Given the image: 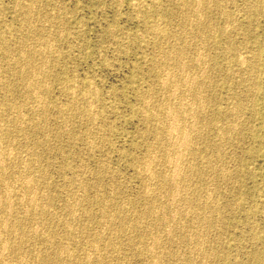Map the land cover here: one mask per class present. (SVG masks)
<instances>
[{
	"label": "rangeland",
	"instance_id": "rangeland-1",
	"mask_svg": "<svg viewBox=\"0 0 264 264\" xmlns=\"http://www.w3.org/2000/svg\"><path fill=\"white\" fill-rule=\"evenodd\" d=\"M189 1L190 2L184 0V3H182V0H32V2L31 0H0V104L3 106L2 108L0 107V139L2 138V142L0 141V144L2 143L0 145V161H3V164L0 162V190H6L0 192V207L3 206L0 208V220L1 218L4 220H1L2 224L0 223V259L2 258L3 261L5 259L4 262L0 261L1 264H13L12 262L14 261L15 264H41L49 257V264H57V262L60 263V261L61 264H69V262L71 264H119L120 261V263L124 262L122 264H153V262L154 264H264V0H254L255 2H253V0ZM197 2L199 5H197ZM188 3L189 5L191 4V6L187 5ZM192 3H194L193 5L195 8H192ZM201 4H203V8ZM29 5H31L30 8ZM188 6L192 9L191 13L190 10L186 13V11H188ZM31 7L35 9L31 10ZM192 12L194 14H192ZM31 13H33V15ZM175 14L176 16L178 15V17H176ZM225 14H228V16H225ZM186 16H193V19L192 17L187 18ZM28 17L30 18L28 19ZM164 17L165 19H163ZM185 17L189 20L188 23L186 22L187 20L184 19ZM23 18L24 20H22ZM159 18L161 20L160 24ZM255 18L257 19L255 20ZM182 19H184L183 23L181 22ZM230 19L233 23L231 21L228 22ZM29 22L32 25L28 24ZM173 22L174 24H172ZM26 23L30 28L27 27ZM156 23L159 24L158 27H156ZM21 24L23 25L21 26ZM201 24L205 26L203 25V27ZM185 25H187L189 29ZM210 25L213 27L210 28ZM23 27L27 28V30ZM181 27L182 30L179 31ZM32 28L35 30L33 31ZM211 29L213 31H209ZM175 30L179 32L182 31L181 33L183 36L181 33H176L179 34L177 36L174 32ZM203 31L206 33L209 32V34L206 36V33ZM33 32L36 33L37 36ZM192 32H194L195 35ZM196 32L198 34L203 32L204 35L199 34L201 38ZM165 35H167V37ZM208 35H211L210 38ZM163 36L165 37L163 38ZM170 36L175 37V39ZM30 37L31 39L29 40ZM34 37L35 39H39V42H47L41 43L42 46L45 44L47 45L41 48L43 51L40 49L41 44L38 40L36 39V43L34 42L35 40L32 39ZM196 37L199 38V40ZM207 37L209 39H207ZM153 38L155 39L153 40ZM181 38L183 39V43L179 41ZM156 39H158V41L160 40L161 43ZM186 41L187 45L185 44V46H187V49L183 46ZM163 43H165L166 46H163ZM173 43L176 44L174 45ZM193 44L194 46L195 44L199 46H195L196 48H194ZM4 45H8V49ZM12 45L14 46L13 48ZM29 45H32L30 49L32 51L28 50ZM176 46L183 47H180L182 48L180 49ZM172 48H174L173 51ZM155 49H157V51ZM184 49L188 50L187 52L189 54L183 52ZM37 50L40 54H43L44 57L40 55ZM45 50L47 54H45ZM4 51L6 52L4 53ZM33 51H35L37 57L34 56L35 53ZM196 51H198V54H196ZM175 52L181 56L178 55V57ZM12 53H14V55ZM32 53H34V55ZM27 54H30V56H27ZM38 54L40 58H38ZM155 55L158 57L156 58ZM164 56L167 59H165ZM168 56L170 59H168ZM6 57L10 60H7ZM25 57H28L27 62L26 60L24 61V59H26ZM188 57L189 62L188 60L186 61ZM194 57H197V59L192 61L191 59H194ZM242 58L245 59V61ZM154 59H158V61H154ZM236 59L237 62L239 61L240 63L235 62ZM206 60L207 62H205ZM7 61L9 64H7ZM34 61L35 63H33ZM179 61L180 63H184V65L178 64ZM227 61L229 64L228 66ZM160 62L164 66H159L161 64ZM193 62L196 65H194ZM156 63L160 64L156 66ZM172 63H174V65ZM39 64H42V70ZM186 64L192 67L189 68ZM202 64L205 66L203 67ZM238 64L241 65L239 68H237L239 66ZM178 65H181V67ZM199 65H202L203 69ZM38 66L40 69H37ZM178 67L182 72L176 71ZM197 67L199 69H197ZM182 68L184 69L182 70ZM20 69L22 72H20ZM30 69H33L31 70L33 73H29ZM25 70L27 72H25ZM231 70L233 72L235 71V73ZM35 71L36 73L37 71L41 72H38L37 75ZM202 72L204 74H202ZM10 73H15V76ZM177 73L178 76L182 78H179L176 75ZM235 74H237L238 77ZM244 75L246 77H244ZM26 76L32 79L29 78L28 80ZM162 76L163 78L167 77L163 79L161 78ZM37 77L40 78L38 79ZM12 78L16 79L12 80ZM41 78H43V80ZM45 78L47 79L46 81L44 80ZM188 78H191V81H189ZM25 79L26 82L24 81ZM37 79L38 81H36ZM161 79L163 81H161ZM237 80L240 81L241 84H239ZM201 81H203L202 83L205 85H203ZM18 82L22 85L24 84L23 82H25V87L23 86V88L22 85L20 86V84H17ZM173 82H175V84ZM179 82L183 86H181ZM10 83L13 84L11 85ZM171 83L172 85H170ZM195 83L198 84L195 85ZM33 84L38 87L36 86V89H34L35 87H33ZM73 84L76 86L74 85V87ZM189 84L191 87L188 86ZM26 85H28V87ZM40 86L43 87L41 88ZM89 86H91V88ZM13 88H15V91L13 90V92H10ZM63 88H65V90ZM165 88H168V90L166 89L165 91ZM37 89H42L44 91L41 90V93H39ZM171 89L175 94H173ZM184 89H186V96L183 94ZM3 90H5L3 92L4 95L2 93ZM74 90L76 91L74 92ZM70 91L73 93L71 92V95H69L70 97H68ZM167 91L170 93L169 96ZM9 92L12 94L9 95ZM38 93L41 95L39 96ZM163 93H167V98ZM45 94L46 97L44 96ZM83 96L85 98H83ZM179 96L181 98L182 96L183 98L186 97V102L185 98L180 99ZM44 98L47 102L44 101ZM207 99L211 101H207ZM25 100L28 101L24 102ZM165 100H167V102ZM168 100H170V102L174 101L175 103H170ZM74 102H76L75 104L77 105H75ZM200 102H202V105ZM78 103L81 106L78 107ZM165 103L167 105L170 104V107ZM173 104H176V108H174L175 106ZM185 104L188 106L185 107ZM207 104L208 106H205ZM244 104H247L246 107ZM7 105L10 106L8 107ZM157 105L161 106L158 107ZM20 106L23 107L20 108ZM179 106L182 108H180L181 112ZM156 107L159 108V113H155L158 111ZM171 107L176 110H173ZM191 107L193 109H191ZM153 108L154 110H152ZM165 108L166 110H164ZM185 108L189 113H192L193 110L196 111H193L192 114H188ZM16 109L18 111H16ZM2 110L4 112H2ZM69 110L72 114L68 113ZM90 110L94 113H90ZM75 111L79 112L78 116H76L78 113ZM164 111L168 113L165 114ZM197 111H199L200 114H197ZM62 112L65 113L66 120ZM163 112L168 118L173 115L170 119H174L168 122L169 119L166 118ZM176 112L178 113L176 114ZM224 112L227 115L224 114ZM153 113H155V115ZM91 115L94 116L90 118ZM160 115L162 117H160ZM175 115L177 118L174 117ZM195 115L201 118L199 117L198 119V116L195 117ZM240 115L242 116L240 117ZM71 116L74 118H71ZM179 117L185 118L186 122L189 120V127H191L188 128V123H186L185 120L183 123L182 118L180 119ZM205 117L207 118L206 121ZM68 118L73 120H69ZM88 118L91 119V122ZM159 118H165V122ZM189 118L192 119L190 120ZM157 119H159V122ZM27 120L29 122H27ZM198 122L201 123L199 124ZM202 122L205 124L207 123L206 127L203 124L206 130L203 129ZM227 123L229 126H227ZM158 124L159 127H155V130L158 129V131L154 132L153 127L155 125L158 126ZM196 124H198L197 127ZM14 125L15 128H13ZM166 125L168 128H166ZM168 125L171 126L172 129ZM26 127H29V130ZM175 127L177 128L175 129ZM166 130L168 131L166 132L167 134L169 131H173L171 135L170 133L167 135L165 133ZM183 133H185L186 137ZM161 136H163L164 139H162L163 137ZM159 137L163 142L165 140L164 145ZM4 138L5 140L3 141ZM172 138L174 139V143ZM153 140H157L158 142ZM170 142L171 147L168 148L167 146H170ZM214 142L217 144H214ZM159 145L160 147L158 148ZM220 145H222V148L219 147V149L222 151H218L217 149ZM152 146L157 149H152L151 152L150 148ZM183 147H185L187 151ZM158 149H160V151ZM2 151L6 152V154ZM174 151L176 153H174ZM150 152L151 154H149ZM162 152L164 153L163 156ZM153 153L155 156L152 155ZM190 153H192V155ZM167 154L170 155L168 156ZM188 155L189 159L187 158ZM193 155L195 158H193ZM143 156L149 157L147 159ZM160 156L162 159L159 158ZM164 157L165 161L163 160ZM149 158H153L152 161L149 160ZM192 158L194 161H191ZM146 159L149 160V162ZM187 160H190L191 163ZM206 160L209 163H207ZM174 164L177 166H174ZM183 164H186L185 166L188 167H185ZM142 165L143 168H141ZM139 166H141L140 168L143 170H137ZM153 167L154 173L152 172ZM210 167H214L216 170ZM179 168H182V170ZM193 168H198V171ZM219 169L223 172H220ZM158 170L160 171L158 172ZM174 172L177 173L174 174ZM187 172L190 174L192 173V176H189ZM9 173L12 174L10 175ZM171 173L173 179L170 176ZM183 175H186V177ZM145 176H147L146 179ZM187 177L188 181L186 180ZM200 178H202V180ZM7 179L14 181L11 182ZM167 179L169 181H166ZM192 179L194 181H192ZM1 180L4 181L1 182ZM171 180H173V182ZM180 180L182 181V183L179 182L181 185L184 183V187H181L183 189H180L177 182ZM200 180L203 185L200 183ZM9 181L11 183H9ZM20 181L25 183L23 184ZM160 183L163 184V186L160 185ZM23 185L25 186L23 187ZM30 185L31 187H29ZM157 185L160 186L156 187ZM196 185L198 187H196ZM11 187L14 190L10 189ZM200 187L202 188L200 189ZM205 187L207 189H205ZM18 189H20L21 192ZM187 189H189L190 192ZM177 190L179 191L177 192ZM205 190L207 191L205 192ZM170 191L172 192L170 193ZM181 191L184 192L179 193ZM157 192L159 194L161 192L164 193V196L162 194H160V196ZM191 192H193L194 195ZM155 193L157 194L155 195ZM186 194L188 196H186ZM105 197L107 198L106 200ZM198 198L204 199L203 204L206 205L209 203V206H202V200L199 201ZM184 200H186V202H181ZM192 200L196 207L194 203H191L193 204L191 206L194 207L189 206L191 208L189 209L187 206L190 205ZM213 200L217 205L212 202ZM113 201L116 203L115 205H113ZM7 202L9 203L8 210L10 211L7 210ZM210 202L211 204L214 203V206H210ZM5 203L7 204L5 205ZM66 204H70V206ZM151 204H154V206ZM157 204L160 205L163 211L157 206V210H155V205ZM114 206L115 208L113 210ZM124 206L127 207L125 208ZM66 207L69 210H67ZM177 207L181 209L179 208V210ZM212 207L213 209H211ZM105 208H107V210L110 208L108 211L110 215H108L109 213ZM17 209L18 211H16ZM117 209L119 210L116 211ZM144 209L147 213L148 211L149 213L151 212V214L148 213L147 216ZM74 210V214L76 213L77 215L75 214L73 215L74 217H72V211ZM111 210L113 212H111ZM124 211L130 213V215L133 214V219L131 218L132 216L128 219L129 214H126ZM142 211L145 214H142ZM7 212H10V214ZM15 212L16 214L19 213V216L18 214L15 215ZM116 212L122 213V216H120V213L117 215ZM203 213L206 214V216ZM41 214L42 216L39 217ZM32 215L35 218L32 217ZM113 215H116V218ZM197 215L203 216L198 218ZM43 216L44 218H42ZM122 217L124 221L120 219ZM202 217H204V221L207 224L203 221ZM205 217H208V222L205 220ZM105 218L107 221H105ZM136 218L137 220L140 218L138 223ZM149 218H152V220H149ZM15 219H17L16 222L13 221ZM115 219L116 221H114ZM143 219L146 220L144 221ZM121 220L122 222H119ZM12 221L17 225L20 224V227L15 225ZM132 221L133 223H131ZM8 222L10 224H8ZM135 224L136 226L139 225L138 228ZM9 225L11 230L8 227ZM132 225L133 227H130ZM124 226L127 227L124 228ZM178 226L182 228L183 232ZM2 228H4V230ZM84 228L86 229L85 231ZM15 229L18 230L16 231ZM187 229L188 231H186ZM113 230H118V232L115 233L114 231V234ZM12 231L13 237L11 236ZM28 234L29 236H27ZM21 235L25 237L24 239L34 237L31 240L25 241L20 237ZM47 235H51L52 237L49 236V238H47ZM17 236L21 241L15 240ZM9 237H11L10 240L12 239L14 242L10 241L8 239ZM47 239L51 241L49 242ZM109 239H111V242ZM200 240L202 242H198ZM15 241H19V244L15 243ZM23 241L26 244L22 247L24 244ZM106 241L107 244L109 242L108 245H106ZM113 243L114 245H112ZM16 244H18V246ZM14 245H16V247ZM109 245L112 247H109ZM150 246L152 248L151 250ZM12 247L15 249L12 250ZM19 248L21 253L19 252L20 250H18ZM155 250L157 253L154 252ZM25 251H27V256L23 258ZM208 251H210V253ZM2 252L3 254H1ZM204 252H206L207 255ZM211 252H214V254L212 255ZM15 253H20V257L18 258V255ZM33 254L35 256H33ZM47 254L48 256H45ZM202 254H204V257ZM152 256L153 259L154 256L157 258L152 261ZM160 256L164 259H160ZM64 257H66L67 262H65ZM201 257L204 258L203 261ZM206 257L207 261L205 260ZM61 259H63L64 263H62ZM159 260L161 261L159 262Z\"/></svg>",
	"mask_w": 264,
	"mask_h": 264
},
{
	"label": "bare ground",
	"instance_id": "bare-ground-1",
	"mask_svg": "<svg viewBox=\"0 0 264 264\" xmlns=\"http://www.w3.org/2000/svg\"><path fill=\"white\" fill-rule=\"evenodd\" d=\"M173 1H174V0H173ZM179 1H180V0H179ZM197 1H198V0H197ZM31 2H32V0H31ZM37 2H38V1H37ZM188 2H190V1L188 0ZM192 2H193V1H192ZM253 2H255V1L253 0ZM253 2H252V3H253ZM24 3L27 4L28 1H27V3H26V2H24ZM34 3H35V2H34ZM182 3H184V0H182ZM186 3H187V1H186ZM205 3H206V2H205ZM205 3H204V4H205ZM257 3H259V2H257ZM261 3H262V2H261ZM30 4H31V3H30ZM180 4H181V3H180ZM193 4H194V3H192V5H193ZM206 4H207V3H206ZM254 4H256V3H254ZM23 5H24V4H23ZM156 5H157V4H156ZM187 5H189V3H188ZM187 5H186V6H187ZM195 5H196V4H195ZM197 5H199L198 2H197ZM201 5H202V8H203V4H201ZM30 6H31V5H29V8H30ZM181 6H182V5H181ZM186 6H185V7H186ZM189 6H191V4H190ZM189 6H188V9L186 8V9L188 10V11H186V13L189 12V10H190V13H191V10H192V9H190L191 7L189 8ZM210 6H211V5H210ZM34 7H35V6H34ZM36 7H37V6H36ZM193 7H194V5L192 6V8H193ZM206 7H207V6H206ZM206 7H205V8H206ZM256 7H257V6H256ZM23 8H25V7H23ZM27 8H28V7H27ZM27 8H26V9H27ZM29 8H28V9H29ZM157 8H158V7H157ZM157 8H156V9H157ZM179 8H180V7H179ZM183 8H184V7H183ZM194 8H195V7H194ZM197 8H198V7H197ZM202 8H201V9H202ZM205 8H204V9H205ZM213 8H214V5H213ZM253 8H254V7H253ZM253 8H252V10H253ZM33 9H35V8H33ZM33 9H32V7H31V10H33ZM206 9H208V8H206ZM209 9H210V7H209ZM211 9H212V7H211ZM214 9H215V8H214ZM219 9H220V7H219ZM248 9H250V8H248ZM254 9H255V8H254ZM24 10H25V9H24ZM181 10L183 11L182 8H181ZM184 10H185V9H184ZM194 10H195V9H194ZM257 10H258V8H257ZM260 10H261V8H260ZM27 11H28V10H27ZM29 11H30V10H29ZM147 11H148V10H147ZM248 11H249V10H248ZM250 11H251V10H250ZM258 11H259V10H258ZM33 12H34V11H33ZM176 12H177V11H176ZM178 12H179V11H178ZM255 12H257V11H255ZM255 12H254V13H255ZM163 13H164V12H163ZM172 13H173V12H172ZM184 13H185V12H184ZM25 14H26V13H25ZM31 14L33 15V13H31ZM192 14H194V13L192 12ZM27 15H29V14H27ZM32 15H31V16H32ZM180 15H181V14H180ZM184 15H185V14H184ZM188 15H191V14H188ZM223 15H224V14H223ZM24 16H25V15H24ZM140 16H141V15H140ZM158 16H159V15H158ZM175 16H176V14H175ZM225 16H228V14H227V15L225 14ZM141 17H142V16H141ZM160 17H161V16H160ZM170 17H171V16H170ZM176 17H178V15H177ZM186 17L189 18L190 16H189V17L186 16ZM186 17H185L184 19H186ZM191 17H192V19H193V16H191ZM191 17H190V18H191ZM223 17H224V16H223ZM255 17H257V16H255ZM258 17H259V16H258ZM29 18H30V17H28V19H29ZM179 18H180V17H179ZM181 18H182V17H181ZM196 18H198V17H196ZM28 19H26V20H28ZM31 19H32V18H31ZM147 19H148V17H147ZM163 19H165V17H164ZM175 19H176V18H175ZM184 19L181 20L182 23H183V20H184ZM198 19H199V18H198ZM198 19H197V20H198ZM228 19H229V18H228ZM256 19H257V18H255V20H256ZM22 20H24V18H23ZM158 20H160V18H159ZM169 20H170V19H169ZM186 20H187L186 22L188 23L189 20H188V19H186ZM226 20H227V18H226ZM232 20H233V19H232ZM31 21H32V20H31ZM31 21H30V22H31ZM203 21H204V20H203ZM229 21H231V19L228 20V22H229ZM27 22H28V21H27ZM30 22H29L28 24H31ZM53 22H54V21H53ZM160 22H161V20L159 21V24H160ZM191 22H192V20H191ZM198 22H199V21H198ZM205 22H206V20H205ZM208 22H209V21H208ZM208 22H207V24H208ZM231 22L233 23V21H231ZM253 22H254V21H253ZM54 23H55V22H54ZM189 23H190V22H189ZM195 23H196V22H195ZM201 23H202V22H201ZM251 23H252V22H251ZM23 24H25V23H23ZM23 24H21V26H22ZM150 24H151V23H150ZM159 24L156 23V25H157L156 27H158ZM172 24H174V22H173ZM193 24H194V22H193ZM196 24H197V23H196ZM207 24H206V25H207ZM209 24H210V23H209ZM26 25H27V23H26ZM31 25H32V24H31ZM187 25H189V24H187ZM187 25H185V26L187 27ZM201 25H202V24H201ZM203 25H204V24H203ZM203 25H202V26H203ZM212 25H213V24H212ZM182 26H183V25H182ZM192 26H193V25H192ZM194 26H195V25H194ZM202 26H201V27H202ZM204 26H205V25H204ZM204 26H203V27H204ZM27 27H29V26L27 25ZM32 27H33V26H32ZM152 27H153V24H152ZM156 27H155V29H156ZM159 27H160V26H159ZM173 27H174V26H173ZM209 27L211 28V27H213V26L210 25ZM7 28H9V27H7ZM23 28H24V27H23ZM29 28H30V27H29ZM179 28H180V27H179ZM187 28H188V27H187ZM192 28H193V27H192ZM205 28H206V27H205ZM205 28H204V29H205ZM24 29L27 30V28H24ZM32 29H33V31L35 30L34 28H32ZM162 29H164V28H162ZM177 29H178V28H177ZM188 29H189V28H188ZM200 29H202V28H200ZM200 29H199V30H200ZM204 29H203V30H204ZM206 29H208V28H206ZM30 30H31V29H30ZM149 30H150V29H149ZM170 30H171V29H170ZM180 30H182V27H181V29H179V31H180ZM185 30H186V29H185ZM197 30H198V29H197ZM1 31H2V30H1ZM36 31H37V30H36ZM159 31H160V30H159ZM168 31H169V29H168ZM179 31H176V30H175L174 32H175V34H176V33H179V34H180L182 31H181V32H179ZM209 31H213V30L211 29V30H209ZM22 32H23V31H22ZM22 32H21V33H22ZM156 32H157V31H156ZM156 32H155V33H156ZM162 32H163V31H162ZM169 32H170V31H169ZM185 32H186V31H185ZM190 32H191V31H190ZM190 32H189V33H190ZM198 32H199V31H198ZM203 32L206 33L205 31H203ZM203 32H202V33L200 32L199 34L202 35ZM214 32H215V31H214ZM33 33H34V32H33ZM186 33H187V32H186ZM192 33H194V32H192ZM196 33H197V32H196ZM220 33H221V32H220ZM22 34H23V33H22ZM24 34H25V33H24ZM34 34H36V33H34ZM166 34H167V33H166ZM168 34H169V33H168ZM179 34H176V35L178 36ZM197 34H198V33H197ZM197 34H196V36H197ZM199 34H198V36H199ZM207 34H209V32L206 33V36H207ZM3 35H4V34H3ZM176 35H175V37H176ZM181 35H182V33H181ZM194 35H195V33H194ZM201 35H200L199 37H201ZM203 35H204V34H203ZM219 35H220V34H219ZM32 36H33V34H32ZM36 36H37V34H36ZM156 36H157V34H156ZM165 36L167 37V35H165ZM165 36H163V38H164ZM182 36H183V35H182ZM198 36H197V37H198ZM208 36H209V35H208ZM210 36H211V35H210ZM210 36H209V38H210ZM40 37H41V36H40ZM170 37H171V36H170ZM172 37H173V36H172ZM172 37H171V38H172ZM175 37H173V38L175 39ZM179 37H181V36H179ZM192 37H193V36H192ZM194 37H195V36H194ZM197 37H196V38H197ZM221 37H222V36H221ZM168 38H169V37H168ZM196 38H195V39H196ZM201 38H202V37H201ZM209 38L207 37V39H209ZM30 39H31V37L29 38V40H30ZM32 39L35 40L34 42H36L37 40H38V42H39V39L36 38V39H37V40H36L35 37L32 38ZM154 39H155V38H153V40H154ZM161 39H162V38H161ZM193 39H194V38H193ZM197 39L199 40V38H197ZM41 40H42V39H41ZM156 40L158 41V39H156ZM156 40H155V41H156ZM167 40H168V39H167ZM172 40H173V39H172ZM172 40H171V41H172ZM182 40H183L182 38H181V40L179 39V41H182ZM211 40H212V39H211ZM211 40H209V41H211ZM21 41H23V40H21ZM24 41H25V40H24ZM26 41H27V40H26ZM161 41H162V40H161ZM165 41H166V40H165ZM165 41H163V42H165ZM169 41H170V39H169ZM175 41H176V40H175ZM28 42H29V41H28ZM28 42H25V43H28ZM30 42H31V41H30ZM43 42H44V41H41V42H39V43H40V44H41V43L43 44ZM153 42H154V41H153ZM158 42H160V40H159ZM172 42H173V41H172ZM176 42H177V41H176ZM205 42H206V40H205ZM2 43H3V42H2ZM4 43H5V41H4ZM12 43H13V42H12ZM36 43H37V42H36ZM44 43H47V42H44ZM160 43H161V42H160ZM182 43H183V41H182ZM182 43H180V44H182ZM193 43H194V42H193ZM226 43H227V41H226ZM7 44H8V42H7ZM15 44H16V43H15ZM19 44H20V43H19ZM21 44H22V42H21ZM42 44H41V46L39 45V46H40V49H41L42 47H44V46H45V47L47 46L46 44H45L44 46H42ZM163 44H164L163 46H166L165 43H163ZM167 44H168V43H167ZM173 44H174V43H173ZM175 44H176V43H175ZM175 44H174V45H175ZM180 44H179V45H180ZM185 44L187 45V41L184 43L183 46H185ZM189 44H190V43H189ZM25 45H26V44H25ZM25 45H24V46H25ZM32 45H33V44H32ZM32 45H29L30 47L28 46V48H29L28 50H29V51H32V50H30ZM158 45H160V44H158ZM161 45H162V44H161ZM171 45H172V44H171ZM177 45H178V43H177ZM190 45H191V44H190ZM228 45H229V43H228ZM4 46H6V45H4ZM7 46H8V45H7ZM7 46H6V47H7ZM22 46H23V45H22ZM183 46H180V47H183ZM193 46H194V44H193ZM193 46H192V47H193ZM195 46H196V44H195ZM195 46H194V48H196V47L199 46V45H197L196 47H195ZM217 46H218V45H217ZM220 46H221V45H220ZM224 46H225V45H224ZM13 47H14V46L12 45V48H13ZM19 47H20V46H19ZM25 47H26V46H25ZM37 47H38V46H37ZM155 47H156V46H155ZM160 47H161V46H160ZM160 47H158V48H160ZM167 47H168V46H167ZM167 47H166V49H167ZM176 47H179V46H176ZM176 47H174V48H176ZM180 47H179V48H180ZM185 47H186V49H187V46H185ZM189 47H191V46H189ZM15 48H16V47H15ZM21 48H22V47H21ZM23 48H24V47H23ZM162 48H163V47H162ZM174 48H172V51H173ZM194 48H191V49H194ZM225 48H226V47H225ZM225 48H224V49H225ZM227 48H228V47H227ZM2 49H3V48H2ZM7 49H8V47H7ZM16 49H17V48H16ZM34 49H35V48H34ZM45 49H46V48H45ZM166 49H165V51H166ZM168 49H170V48H168ZM180 49H182V48H180ZM186 49H184V50H186ZM197 49H198V48H197ZM197 49H196V50H197ZM224 49H223V50H224ZM235 49H236V47H235ZM0 50H1V48H0ZM4 50H5V47H4ZM24 50H26V49H24ZM28 50H27V51H28ZM46 50H47V49H46ZM46 50H45V52H46ZM155 50L157 51V49H155ZM184 50H183V52H187V51L189 50V48H188V50H186V51H184ZM220 50H221V48H220ZM6 51H7V50H6ZM6 51H4V53H5ZM12 51H13V50H12ZM20 51H21V50H20ZM20 51H19V52H20ZM41 51H43V50L41 49ZM168 51H169V50H168ZM168 51H167V52H168ZM172 51H171V52H172ZM174 51H176V50H174ZM179 51H181V50H179ZM198 51H201V50H198ZM198 51H196V54H198ZM225 51H227V50H225ZM235 51H236V50H235ZM8 52H9V51H8ZM33 52L35 53V51H33ZM37 52L40 54V52H39L38 50H37ZM159 52H160V50H159ZM1 53H2V51H1ZM20 53H23V52H20ZM25 53H26V52H25ZM34 53H32V54L34 55ZM41 53H42V52H41ZM48 53H49V51H48ZM156 53H157V52H156ZM162 53H163V52H162ZM175 53H176V52H175ZM175 53H174V54H175ZM180 53H181V52H180ZM187 53H188V52H187ZM191 53H192V52H191ZM234 53H235V52H234ZM12 54L14 55V53H12ZM39 54H38V55H39ZM45 54H47V52H46ZM157 54H158V53H157ZM167 54H168V53H167ZM174 54H173V55H174ZM176 54H177V53H176ZM188 54H189V53H188ZM188 54H187V55H188ZM192 54H193V53H192ZM236 54H237V53H236ZM2 55H3V54H2ZM7 55H8V54H7ZM13 55H12V56H13ZM22 55H23V54H22ZM40 55H43V54H40ZM40 55L38 56V58H40ZM160 55H161V54H160ZM160 55H159V56H160ZM170 55H171V54H170ZM170 55H169V56H170ZM178 55H179V54H177V56H178ZM234 55H235V54H234ZM9 56H11V55H9ZM27 56H30V54H29V55L27 54ZM31 56H32V55H31ZM34 56H36V53H35ZM46 56H48V55H46ZM155 56H156V55H155ZM169 56H168V57H169ZM175 56H176V55H175ZM179 56H181V55H179ZM179 56H178V57H179ZM185 56H186V55H185ZM195 56H197V55H195ZM237 56H238V55H237ZM248 56H250V55H248ZM36 57H37V56H36ZM36 57H35V58H36ZM43 57H44V55H43ZM157 57H158V56H156V58H157ZM160 57H161V56H160ZM160 57H159V58H160ZM162 57H163V56H162ZM166 57H167V56H166ZM182 57H184V56H182ZM191 57H192V56H191ZM191 57H190V58H191ZM205 57H206V56H205ZM242 57H243V56H242ZM244 57H245V56H244ZM253 57H254V55H253ZM2 58H3V57H2ZM4 58H5V57H4ZM10 58H11V57H10ZM15 58H16V56H15ZM25 58H26V57H25ZM27 58H28V57H27ZM27 58L24 59V61L26 60V62H27ZM32 58H33V56H32ZM41 58H42V57H41ZM154 58H155V57H154ZM164 58H165V56H164ZM172 58H173V57H172ZM184 58H185V57H184ZM184 58H183V59H184ZM206 58H207V57H206ZM230 58H231V56H230ZM235 58H236V57H235ZM247 58H248V57H247ZM6 59H7V57H6ZM8 59H9V58H8ZM8 59H7V60H8ZM33 59H34V58H33ZM43 59H45V58H43ZM51 59H52V56H51ZM161 59H162V58H161ZM165 59H167V58H165ZM168 59H170V57H169ZM195 59H197V57H196V58L194 57V59H191V60L193 61V60H195ZM242 59H243V58H242ZM255 59H257V58H255ZM9 60H10V59H9ZM12 60H13V59H12ZM17 60H18V59H17ZM35 60H36V59H35ZM46 60H47V58H46ZM155 60H156V59H154V61H155ZM180 60H181V59H180ZM187 60H188V62H189V57H188V59L186 58V61H187ZM243 60L245 61V59H243ZM243 60H242V62H243ZM247 60H248V59H247ZM5 61H6V60H5ZM30 61H31V60H30ZM43 61H44V60H43ZM154 61H153V62H154ZM156 61H158V59H157ZM170 61H171V60H170ZM170 61H169V62H170ZM173 61H174V59H173ZM201 61H202V60H201ZM12 62H13V61H12ZM19 62H20V61H19ZM26 62H25V63H26ZM38 62H39V59H38ZM161 62H162V60H161ZM161 62H160V63H161ZM165 62H167V61H165ZM175 62H176V61H175ZM181 62H183V61H181ZM188 62H187V63H188ZM194 62H195V61H194ZM194 62H193V64H194ZM197 62H198V60H197ZM205 62H207V60H206ZM235 62H237V59H236ZM238 62H239V61H238ZM238 62H237V63H238ZM16 63H17V62H16ZM22 63H23V62H22ZM29 63H30V62H29ZM33 63H35V61H34ZM36 63H37V62H36ZM43 63H44V62H43ZM43 63H42V64H43ZM160 63H159V64H160ZM190 63H192V62H190ZM195 63H196V62H195ZM203 63H204V61H203ZM233 63H234V62H233ZM239 63H240V62H239ZM7 64H9L8 61H7ZM20 64H21V62H20ZM26 64H27V63H26ZM42 64H41V65H42ZM45 64H46V62H45ZM159 64L156 63L155 65L157 66V65H159ZM164 64H166V63H164ZM172 64L174 65V63H172ZM175 64H176V63H175ZM178 64H181V65L183 64V65H184V63H180V61L178 62ZM199 64H200V63H199ZM241 64H243V63H241ZM32 65H33V64H32ZM36 65H37V64H36ZM39 65H40V64H39ZM41 65H40V68H41ZM155 65H154V67H155ZM161 65H162V63H161L159 66H161ZM166 65H168V64H166ZM169 65H170V63H169ZM173 65H171V66H173ZM181 65H180V66L178 65V66L181 67ZM186 65H187V64H186ZM188 65H189V64H188ZM188 65H187V67H189ZM194 65H196V64H194ZM202 65H203V64H202ZM202 65H201V66L199 65V66L202 68ZM205 65H206V63H205ZM205 65H203V67H204ZM228 65H229V64H228V61H227V66H228ZM238 65H239V64H238ZM238 65H237V66H238ZM243 65H244V64H243ZM243 65H242V66H243ZM248 65H249V64H248ZM10 66H11V64H10ZM17 66H18V65H17ZM24 66H25V64H24ZM29 66H30V65H29ZM29 66H28V67H29ZM33 66H34V65H33ZM43 66H44V65H43ZM43 66H42V67H43ZM162 66H164V65H162ZM190 66H191V64H190ZM240 66H241V65H239L237 68H239ZM7 67H8V66H7ZM19 67H20V66H19ZM19 67H18V68H19ZM31 67H32V66H31ZM173 67H175V66H173ZM176 67H177V66H176ZM179 67H178L177 70H176L177 72H178V71H181V70H179ZM183 67H184V66H183ZM191 67H192V66H191ZM191 67H189V68H191ZM193 67H194V66H193ZM234 67H235V66H234ZM256 67H257V66H256ZM10 68H11V67H10ZM10 68H9V69H10ZM12 68H13V67H12ZM33 68H35V67H33ZM40 68H39V66H38L37 69H40ZM158 68H159V67H158ZM164 68H165V67H164ZM166 68H167V66H166ZM185 68H186V67H185ZM6 69H7V68H6ZM21 69H22V68H21ZM21 69H20V72H22ZM35 69H36V68H35ZM35 69H34V70H35ZM162 69H163V68H162ZM183 69H184V68H182V70H183ZM192 69H194V68H192ZM197 69H199V68L197 67ZM202 69H203V68H202ZM247 69H248V68H247ZM11 70H12V69H11ZM31 70H33V69H30V70H29V71H30L29 73L32 72ZM41 70H42V68H41ZM45 70H46V69H45ZM45 70H44V71H45ZM164 70H165V69H164ZM7 71H8V70H7ZM9 71H10V70H9ZM14 71H15V70H14ZM172 71H173V70H172ZM172 71H171V72H172ZM176 71H175V72H176ZM200 71H201V69H200ZM231 71H232V70H231ZM11 72H12V71H11ZM25 72H27V71L25 70ZM25 72H24V74H25ZM38 72L40 73L41 71H37V73H38ZM163 72H164V71H163ZM169 72H170V71H169ZM181 72H182V71H181ZM181 72H180V73H181ZM232 72H233V71H232ZM18 73H19V72H18ZM32 73H33V72H32ZM35 73H36V71H35ZM35 73H34V75H35ZM37 73H36V74H37ZM42 73H44V72H42ZM206 73H207V72H206ZM233 73H235V71H234ZM10 74H13V75H14L15 73H10ZM10 74H8V75H10ZM164 74H165V73H164ZM173 74H174V71H173ZM202 74H204V73L202 72ZM237 74H238V72H237ZM237 74H235V75L237 76ZM16 75H18V74H16ZM25 75H26V74H25ZM32 75H33V74H32ZM37 75H38V74H37ZM39 75H40V74H39ZM41 75H42V74H41ZM46 75H47V74H46ZM158 75H159V74H158ZM176 75L178 76V73H177ZM206 75H207V74H206ZM235 75H234V76H235ZM239 75H240V74H239ZM14 76H15V75H14ZM164 76H165V75H164ZM171 76H172V75H171ZM174 76H175V75H174ZM177 76H176V77H177ZM194 76H195V75H194ZM199 76H200V74H199ZM5 77H6V76H5ZM9 77H10V76H9ZM9 77H8V78H9ZM16 77H17V76H16ZM28 77H29V76H28ZM50 77H51V75H50ZM166 77H167V76H166ZM166 77H164V78L166 79ZM178 77H179V78H182L181 76H178ZM178 77H177V80H178ZM195 77H196V76H195ZM195 77H194V79H195ZM206 77H208V76H206ZM227 77H228V75H227ZM230 77H231V76H230ZM232 77H233V76H232ZM237 77H238V76H237ZM239 77H240V76H239ZM244 77H246V76L244 75ZM6 78H7V77H6ZM21 78H22V77H21ZM23 78H24V77H23ZM26 78H27V76H26ZM29 78H31V77H29ZM29 78H27V79L29 80ZM37 78H38V77H37ZM39 78H40V77H39ZM39 78H38V79H39ZM161 78H163V76H162ZM164 78H163V79H164ZM183 78H185V77H183ZM9 79H10V78H9ZM15 79H16V78H15ZM15 79L12 78V80H15ZM31 79H32V78H31ZM31 79H30V80H31ZM38 79H37L36 81H38ZM41 79L43 80V78H41ZM188 79H189V81H191V80H190L191 78H188ZM204 79H205V78H204ZM204 79H203V80H204ZM230 79H232V78H230ZM239 79H240V78H239ZM239 79H238V80H239ZM42 80H41V81H42ZM44 80L46 81L47 79L45 78ZM170 80H171V79H170ZM170 80H169V81H170ZM175 80H176V78H175ZM180 80H181V79H180ZM182 80H183V79H182ZM185 80H186V79H185ZM198 80H199V79H198ZM201 80H202V79H201ZM238 80H237V82H239V84H241L240 81H238ZM240 80H241V79H240ZM246 80H247V79H246ZM18 81H19V80H18ZM22 81H23V80H22ZM22 81H21V83H22ZM24 81L26 82V79H25ZM36 81H35V82H36ZM161 81H163V80L161 79ZM165 81H166V80H165ZM186 81H187V80H186ZM199 81H200V80H199ZM204 81H205V80H204ZM207 81H208V79H207ZM207 81H206V82H207ZM25 82H23V83L25 84ZM29 82H30V81H29ZM35 82H34V83H35ZM159 82H160V78H159ZM182 82H183V81H182ZM202 82H203V81H201V83H202ZM237 82H236V83H237ZM8 83H9V82H8ZM42 83H43V82H42ZM173 83L175 84V82H173ZM189 83H190V82H189ZM198 83H200V82H198ZM198 83H195V85L198 84ZM201 83H200V84H201ZM249 83H250V82H249ZM253 83H254V82H253ZM5 84H6V83H5ZM10 84H11V83H10ZM12 84H13V83H12ZM12 84H11V85H12ZM17 84H20V82H18ZM24 84H23V85L20 84V86L22 85V87H23V86L25 87ZM26 84H27V83H26ZM43 84H44V83H43ZM43 84H42V85H43ZM71 84H72V83H71ZM75 84H76V83H75ZM75 84H73V86H74ZM168 84H169V82H168ZM168 84H167V85H168ZM174 84H173V86H174ZM179 84L181 85L180 82H179ZM202 84H203V83H202ZM202 84H201V85H202ZM206 84H207V83H206ZM239 84H238V85H239ZM242 84H243V83H242ZM247 84H248V83H247ZM14 85H15V84H14ZM28 85H29V84H28ZM28 85H26V86L28 87ZM44 85H45V84H44ZM159 85H161V84H159ZM162 85H163V84H162ZM170 85H172V83H171ZM177 85H178V82H177ZM177 85H176V86H177ZM180 85H179V86H180ZM201 85H200V88H201ZM203 85H205V84H203ZM203 85H202V87H204ZM7 86H8V85H7ZM20 86H19V88H20ZM36 86H37V85H36ZM36 86H35V84H33V87H35L34 89H36ZM73 86H72V88H73ZM75 86H76V85H75ZM75 86H74V87H75ZM78 86H79V85H78ZM157 86H158V85H157ZM176 86H175V87H176ZM181 86H183V85H181ZM188 86H190V84H189ZM198 86H199V85H198ZM3 87H4V86H3ZM22 87H21V88H22ZM24 87H23V88H24ZM27 87H26V88H27ZM37 87H38V86H37ZM40 87H41V86H40ZM40 87H39V88H40ZM42 87H43V86H42ZM42 87H41V88H42ZM79 87H80V86H79ZM89 87L91 88V86H89ZM190 87H191V86H190ZM247 87H248V86H247ZM4 88H5V87H4ZM4 88H3V89H4ZM26 88H25V89H26ZM31 88H32V87H31ZM162 88H163V87H162ZM172 88H174V87H172ZM182 88H183V87H182ZM186 88H187V87H186ZM193 88H194V87H193ZM198 88H199V87H198ZM205 88H206V87H205ZM205 88H204V89H205ZM14 89H15V88H13L12 90H10V92H11V91L13 92ZM34 89H33V90H34ZM63 89L65 90V88H63ZM75 89H76V88H75ZM166 89L168 90V88H165V91H166ZM169 89H170V88H169ZM174 89H175V88H174ZM176 89H177V87H176ZM176 89H175V90H176ZM179 89H180V87H179ZM179 89H178V90H179ZM190 89H191V88H190ZM196 89H197V86H196ZM202 89H203V88H202ZM233 89H234V88H233ZM5 90H6V89H5ZM5 90H3L2 93H3ZM23 90H24V89H23ZM23 90H22V91H23ZM37 90H38V89H37ZM41 90H42V89L38 90L39 93H41V92H40ZM45 90H46V89H45ZM180 90H181V89H180ZM180 90H179V92H180ZM185 90H186V89H184V93H183L184 96H186V95H185V93H186ZM230 90H231V89H230ZM250 90H251V89H250ZM254 90H255V89H254ZM14 91H15V90H14ZM42 91H44V90H42ZM46 91H47V90H46ZM72 91H73V89H72ZM72 91H70V94H68V93H67L68 90H67L66 93L68 94V97H70L69 95H71V92H72ZM75 91H76V90H74V92H75ZM91 91H92V90H91ZM93 91H94V90H93ZM171 91H172V89H171ZM199 91H201V90H199ZM203 91H204V90H203ZM10 92H9V93H10ZM20 92H21V91H20ZM23 92H24V91H23ZM80 92H81V91H80ZM86 92H87V91H86ZM167 92H168V96H169L170 93H169V91H167ZM172 92H173V91H172ZM176 92H177V91H176ZM196 92H197V91H196ZM235 92H236V91H235ZM17 93H18V92H17ZM31 93H33V92H31ZM39 93H38V95H39ZM72 93H73V92H72ZM89 93H90V92H89ZM92 93H94V92H92ZM180 93H181V92H180ZM187 93H188V92H187ZM204 93H205V92H204ZM231 93H232V92H231ZM231 93H229V94H231ZM233 93H234V92H233ZM5 94H6V93H5ZM11 94H12V93H10L9 95H11ZM13 94H14V93H13ZM43 94H44V93H43ZM164 94H165V93H163V95H164ZM166 94H167V93H166ZM166 94L164 95L165 97L167 96ZM173 94H175V93L173 92ZM201 94H203V93H201ZM201 94H199V95H201ZM205 94H206V93H205ZM3 95H4V93H3ZM33 95H36V94H33ZM33 95H32V96H33ZM40 95H41V94H40ZM40 95H39V96H40ZM73 95H74V94H73ZM192 95H193V93H192ZM197 95H198V92H197ZM197 95H195V96H197ZM203 95H204V94H203ZM25 96H26V95H25ZM44 96L46 97V94H45ZM144 96H145V95H144ZM201 96H202V95H201ZM209 96H210V95H209ZM6 97H7V96H6ZM90 97H91V95H90ZM90 97H89V98H90ZM188 97H189V96H188ZM190 97H191V95H190ZM26 98H27V97H26ZM29 98H30V96H29ZM83 98H85V97L83 96ZM93 98H94V95H93ZM95 98H96V95H95ZM166 98H167V97H166ZM179 98L182 99L183 96H182V98L179 96ZM184 98H185V102H186V97H184ZM184 98H183V99H184ZM195 98H196V97H195ZM200 98H201V97H200ZM209 98H210V97H209ZM227 98H228V96H227ZM230 98H231V97H230ZM27 99H28V98H27ZM46 99H47V98H46ZM180 99H179V100H180ZM189 99H190V98H189ZM201 99H202V98H201ZM30 100H31V98H30ZM30 100H29V102H30ZM69 100H70V99H69ZM73 100H74V99H73ZM73 100H72V101H73ZM81 100H82V99H81ZM89 100H90V99H89ZM179 100H178V105H179ZM190 100H191V99H190ZM192 100H193V97H192ZM195 100H196V99H195ZM195 100H194V101H195ZM208 100H210V99H207V101H208ZM230 100H231V99H230ZM236 100H237V98H236ZM249 100H250V99H249ZM26 101H28V100H25L24 102H26ZM44 101L47 102V100H45V98H44ZM84 101H86V100H84ZM93 101H94V99H93ZM165 101L167 102V100H165ZM165 101H164V102H165ZM168 101L170 102V100H168ZM210 101H211V100H210ZM45 102H44V103H45ZM94 102H95V101H94ZM173 102H174V101H173ZM173 102H170V103H173ZM180 102H181V100H180ZM183 102H184V100H183ZM183 102H182V103H183ZM188 102H189V101H188ZM191 102H192V101H191ZM6 103H7V102H6ZM6 103H5V104H6ZM71 103H72V102H71ZM75 103H76V102H74V104H75ZM174 103H175V102H174ZM201 103H202V102H200V104H201ZM233 103H234V102H233ZM241 103H242V102H241ZM45 104H46V103H45ZM49 104H50V103H49ZM49 104H48V106H49ZM85 104H86V103H85ZM87 104H89V103H87ZM163 104H164V103H163ZM165 104H166V103H165ZM186 104H187V103H186ZM186 104H185V105H186ZM189 104H190V103H189ZM192 104H193V102H192ZM192 104H191V106H192ZM200 104H199V106H200ZM231 104H232V103H231ZM20 105H21V104H20ZM26 105H27V104H26ZM26 105H24V106H26ZM38 105H39V104H38ZM40 105H41V104H40ZM42 105H43V104H42ZM51 105H52V104H51ZM68 105H69V104H68ZM75 105H77V104H75ZM92 105H93V104H92ZM92 105H91V106H92ZM166 105H167V104H166ZM173 105L175 106L176 104H173ZM178 105H177V108H178ZM181 105H182V104H181ZM185 105H184V106H185ZM197 105H198V104H197ZM201 105H202V104H201ZM209 105H210V104H209ZM236 105H237V104H236ZM244 105H245V107H246L247 104H244ZM7 106H8V105H7ZM9 106H10V105H9ZM9 106H8V107H9ZM65 106H66V105H65ZM69 106H70V105H69ZM72 106H73V105H72ZM72 106H71V107H72ZM79 106H81V105H79V103H78V107H79ZM89 106H90V105H89ZM157 106H158V105H157ZM159 106H161V105H159ZM159 106H158V107H159ZM163 106H164V105H163ZM167 106L170 107V104L167 105ZM171 106H172V104H171ZM187 106H188V105H186L185 107H187ZM189 106H190V105H189ZM203 106H204V104H203ZM205 106H208V104L205 105ZM0 107L2 108L3 106L0 104ZM4 107H5V105H4ZM13 107H14V106H13ZM15 107H16V106H15ZM22 107H23V106H20V108H22ZM38 107H39V106H38ZM46 107H47V106H46ZM51 107H52V106H51ZM74 107H77V106H74ZM172 107H173V106H172ZM172 107H171V108H172ZM192 107H193V106H192ZM192 107H191V109H193ZM233 107H234V106H233ZM241 107H242V106H241ZM245 107H244V109H245ZM43 108H45V107H43ZM72 108H73V107H72ZM156 108H157V107H156ZM156 108H155V109H156ZM174 108H176V106H175ZM180 108H181V106H179V109H180ZM188 108H189V107H188ZM196 108H197V106H196ZM196 108H195V109H196ZM3 109H4V108H3ZM23 109H24V108H23ZM40 109H41V108H40ZM69 109H70V108H69ZM74 109H76V108H74ZM85 109H86V108H85ZM87 109H88V107H87ZM157 109H158V111H156ZM157 109L155 110V111H156L155 113H157V112L159 113V108H157ZM169 109H170V108H169ZM169 109H168V111H169ZM172 109H173V108H172ZM172 109H171V110H172ZM179 109H178V110H179ZM181 109H182V108H181ZM181 109H180V112H181ZM185 109H186V108H185ZM197 109H198V108H197ZM232 109H233V108H232ZM234 109H235V108H234ZM242 109H243V108H242ZM10 110H11V108H10ZM20 110H22V109H20ZM42 110H43V109H42ZM60 110H61V108H60ZM152 110H154V108H153ZM152 110H151V111H152ZM164 110H166V108H165ZM173 110H176V109H173ZM16 111H18V110L16 109ZM44 111H45V110H44ZM44 111H43V112H44ZM77 111H78V110H77ZM87 111H88V110H87ZM87 111H86V112H87ZM90 111H91V110H90ZM193 111H196V110H193ZM193 111H192V113H193ZM237 111H238V110H237ZM2 112H4V111L2 110ZM64 112H65V111H64ZM64 112H62V113H64ZM73 112H74V111H73ZM75 112H76V111H75ZM148 112H149V111H148ZM161 112H162V111H161ZM164 112H165V111H164ZM164 112H163V114H164ZM186 112H187V109H186ZM197 112H198L197 114H200L199 111H197ZM66 113H67V112H66ZM68 113H70V110L68 111ZM76 113H78V114L76 115V116H78V115H79V112H76ZM87 113H88V112H87ZM90 113H94V112L91 111ZM151 113H152V112H151ZM155 113H153V114L155 115ZM167 113H168V112H167ZM167 113L165 112V114H167ZM169 113H170V111H169ZM173 113H174V111H173ZM177 113H178V112H176V114H177ZM187 113H188V114H192L191 112H190V113L187 112ZM194 113H195V112H194ZM241 113H242V112H241ZM8 114H9V113H8ZM40 114H41V112H40ZM45 114H46V113H45ZM70 114H72V113H70ZM165 114H164V115H165ZM179 114H180V113H179ZM185 114H186V113H185ZM185 114H184V115H185ZM224 114H226V113L224 112ZM224 114H223V115H224ZM5 115H6V114H5ZM66 115L69 116L68 114H66ZM85 115H86V113H85ZM95 115H96V114H95ZM156 115H158V114H156ZM171 115H172V114H171ZM171 115H170V116H171ZM184 115H182V116L185 117ZM226 115H227V114H226ZM226 115H225V116H226ZM236 115H237V114H236ZM42 116H44V115H42ZM59 116H61V115H59ZM67 116H66V117H67ZM93 116H94V115H93ZM93 116L91 115L90 118H92ZM151 116H152V115H151ZM165 116H166V115H165ZM170 116H169V117H170ZM187 116H188V115H187ZM191 116H192V115H191ZM191 116H190V117H191ZM197 116H198V115H195V117H197ZM237 116H238V115H237ZM241 116H242V115H240V117H241ZM63 117H64V119H65V113H64V116H63ZM69 117H70V116H69ZM152 117H154V116H152ZM155 117H156V116H155ZM160 117H162V116L160 115ZM171 117H173V115H172ZM171 117H170V118H171ZM174 117H176V115H175ZM199 117H200V116H198L197 118L199 119ZM5 118H6V117H5ZM5 118H4V119H5ZM40 118H42V117H40ZM71 118H74V117L71 116ZM71 118H70V119L68 118V119H69V120H73V119H71ZM90 118H88V119H90ZM166 118H168V116H166ZM170 118H168V119H169L168 122H169L170 120H173V119H174V118H173V119H170ZM176 118H177V117H176ZM179 118H180V117H179ZM181 118H182V117H181ZM181 118H180V119H181ZM200 118H201V117H200ZM61 119H62V117H61ZM84 119H85V117H84ZM88 119H87V121H88ZM145 119H147V118H145ZM159 119H160V118H159ZM159 119H157L158 122H159ZM164 119H165V118L160 119V120L163 121ZM189 119H190V118H189ZM191 119H192V118H191ZM191 119H190V120H191ZM194 119H195V118H194ZM198 119H197V120H198ZM206 119H207V118L205 117V121H206ZM65 120H66V119H65ZM85 120H86V119H85ZM92 120H93V119H92ZM178 120H179V119H178ZM182 120H183V123H184L185 118H184V119L182 118ZM182 120H181V121H182ZM203 120H204V119H203ZM242 120H243V119H242ZM3 121H4V120H3ZM5 121H6V120H5ZM87 121H86V122H87ZM89 121L91 122V119H90ZM147 121H148V120H147ZM187 121L189 122V120H187ZM194 121H195V120H194ZM211 121H212V120H211ZM236 121H237V120H236ZM27 122H29V121L27 120ZM35 122H36V121H35ZM71 122H72V121H71ZM149 122H150V121H149ZM164 122H165V120H164ZM179 122H180V121H179ZM179 122H178V123H179ZM185 122H186V120H185ZM188 122H186V123H188ZM195 122H196V121H195ZM207 122H208V121H207ZM237 122H238V121H237ZM33 123H34V122H33ZM37 123H38V122H37ZM67 123H68V122H67ZM87 123H88V122H87ZM162 123H163V122H162ZM170 123H171V122H170ZM170 123H168V124H170ZM186 123H185V124H186ZM198 123H199V122H198ZM200 123H201V122H200ZM200 123H199V124H200ZM212 123H213V122H212ZM1 124H2V123H1ZM27 124H29V123H27ZM34 124H35V123H34ZM160 124H161V121H160ZM203 124H204L205 127H206V124H207V123L205 124V123L202 122V127H203ZM24 125H25V124H24ZM66 125H67V124H66ZM163 125H164V123H163ZM170 125H171V124H170ZM172 125H173V124H172ZM176 125H177V123H176ZM189 125H190V124L188 123V128L191 127V126L189 127ZM191 125H192V123H191ZM197 125H198V124H196V127H197ZM210 125H211V124H210ZM210 125H208V126H210ZM224 125H225V124H224ZM28 126H29V125H28ZM30 126H31V125H30ZM34 126H35V125H34ZM39 126H40V125H39ZM168 126H169V125H168ZM199 126H201V125H199ZM227 126H229L228 123H227ZM11 127H12V125H11ZM16 127H17V125H16ZM24 127H25V126H24ZM36 127H37V126H36ZM36 127H34V128H36ZM40 127H41V126H40ZM155 127L158 128V127H159V124H158V126L155 125V126L153 127V128H154V132H155V131L157 132L158 129L155 130ZM169 127H171V126H169ZM173 127H174V126H173ZM177 127H178V126H177ZM177 127H175V129H176ZM202 127H201V129H202ZM205 127H203L204 130H206ZM223 127H224V126H223ZM13 128H15V125H14ZM26 128H27V127H26ZM26 128H25V130H26ZM28 128H29V127H28ZM28 128H27V129H28ZM34 128H33V129H34ZM38 128H39V127H38ZM166 128H168L167 125H166ZM230 128H231V126H230ZM230 128H229V129H230ZM164 129H165V128H164ZM171 129H172V127H171ZM173 129H174V128H173ZM182 129H183V128H182ZM182 129H181V130H182ZM197 129H199V128H197ZM201 129H199V130H201ZM223 129H224V128H223ZM28 130H29V129H28ZM31 130H32V129H31ZM160 130H161V129H160ZM177 130H178V129H177ZM184 130H185V129H184ZM187 130H188V129H187ZM190 130H191V129H190ZM1 131H2V130H1ZM32 131H35V130H32ZM39 131H40V129H39ZM42 131H43V130H42ZM42 131H41V132H42ZM150 131H151V130H150ZM172 131H173V130H172ZM172 131H171V132H172ZM4 132H5V131H4ZM166 132H168V131L166 130L165 133H166ZM171 132L169 131L170 135H171ZM177 132H178V131H177ZM182 132H183V130H182ZM182 132H181V133H182ZM184 132H185V131H184ZM191 132H192V131H191ZM0 133H1V132H0ZM2 133H3V132H2ZM147 133H149V132H147ZM165 133H164V135H165ZM169 133H168V134H169ZM181 133H180V134H181ZM189 133H190V132H189ZM220 133H221V132H220ZM4 134H5V133H4ZM6 134H7V133H6ZM151 134H152V133H151ZM166 134H167V133H166ZM168 134H167V135H168ZM174 134H175V133H174ZM176 134H177V133H176ZM183 134H184V136H185V133H183ZM221 134H222V133H221ZM223 134H224V132H223ZM157 135H158V134H157ZM178 135H179V134H178ZM181 135H182V134H181ZM186 135H189V134H186ZM6 136H7V135H6ZM6 136H5V137H6ZM158 136H160V135H158ZM223 136H224V135H223ZM3 137H4V136H3ZM7 137H8V136H7ZM153 137H154V136H153ZM155 137H156V134H155ZM161 137H163V136H161ZM165 137H166V136H165ZM168 137H169V136H168ZM176 137H177V135H176ZM182 137H183V136H182ZM185 137H186V136H185ZM226 137H227V135H226ZM226 137H225V138H226ZM156 138H157V137H156ZM159 138H160V137H159ZM173 138H174V136H173ZM173 138H172V139H173ZM220 138H221V137H220ZM6 139H8V138H6ZM154 139H155V138H154ZM162 139H164V137H163ZM177 139H178V138H177ZM180 139H181V138H180ZM180 139H179V140H180ZM182 139H183V138H182ZM1 140H2V138L0 139V141H1ZM4 140H5V138L3 139V141H4ZM157 140H158V139H157ZM157 140H153V141H157ZM160 140H161V138H160ZM186 140H187V139H186ZM222 140H223V139H222ZM225 140H226V139H225ZM161 141L163 142V140H161ZM169 141H170V140H169ZM1 142H2V141H1ZM6 142H7V141H6ZM8 142H9V141H8ZM8 142H7V143H8ZM157 142H158V141H157ZM162 142H161V143H162ZM164 142H165V140H164ZM164 142H163V145H164ZM190 142H191V141H190ZM9 143H10V142H9ZM148 143H149V142H148ZM152 143H153V142H152ZM155 143H156V142H155ZM166 143H168V142H166ZM166 143H165V144H166ZM173 143H174V139H173ZM175 143H176V142H175ZM1 144H2V143H1ZM1 144H0V145H1ZM157 144H158V143H157ZM157 144H156V146H157ZM214 144H217V143L214 142ZM219 144H221V143H219ZM3 145H4V144H3ZM3 145H2V146H3ZM161 145H162V144H161ZM163 145H162V146H163ZM166 145H168V144H166ZM169 145H170V146H167L168 148L171 147V142H170ZM191 145H192V144H191ZM149 146H150V145H149ZM174 146H175V145H174ZM179 146H180V145H179ZM221 146H222V145L218 146V148H217L218 151L221 150V149H219V147H221ZM0 147H1V146H0ZM5 147H6V145H5ZM159 147H160V145L158 146V148H159ZM163 147H164V146H163ZM163 147H162V148H163ZM172 147H173V146H172ZM176 147H177V146H176ZM192 147H193V146H192ZM162 148H161V149H162ZM164 148H165V147H164ZM164 148H163V149H164ZM183 148L185 149V147H183ZM213 148H214V147H213ZM213 148H212V149H213ZM221 148H222V147H221ZM150 149H151V152H152V149H157V148H155V147L153 148V146H152ZM163 149H162V151H163ZM171 149H172V148H171ZM174 149H175V148H174ZM179 149H180V148H179ZM184 149H183V150H184ZM2 150H3V149H2ZM158 150L160 151V149H158ZM175 150H176V149H175ZM185 150H186V149H185ZM191 150H192V149H191ZM215 150H216V149H215ZM0 151H1V150H0ZM148 151H150V150H148ZM159 151H158V152H159ZM167 151H168V150H167ZM181 151H182V150H181ZM181 151H180V152H181ZM186 151H187V150H186ZM221 151H222V150H221ZM2 152H4V151H2ZM151 152H150L149 154H151ZM169 152H170V151H169ZM169 152H167V153H169ZM190 152H192V151H190ZM4 153L6 154V152H4ZM164 153H165V151H164ZM164 153L162 152V156L164 155ZM174 153H176V152L174 151ZM1 154H2V153H1ZM146 154H147V153H146ZM165 154H166V153H165ZM188 154H189V153H188ZM190 154L192 155V153H190ZM152 155H154V153H153ZM159 155H160V154H159ZM167 155H168V154H167ZM167 155H166V156H167ZM169 155H170V154H169ZM169 155H168V156H169ZM173 155H174V154H173ZM196 155H197V154H196ZM215 155H216V153H215ZM149 156H150V155H149ZM149 156H147V157H144V156H143V157L148 159ZM154 156H155V155H154ZM181 156H182V155H181ZM193 156H194V155H193ZM219 156H220V154H219ZM7 157H8V156H7ZM143 157H142V158H143ZM174 157H175V156H174ZM4 158H5V156H4ZM8 158H9V157H8ZM159 158H161V156H160ZM167 158H168V157H167ZM167 158H166V160H167ZM169 158H171V157H169ZM177 158H178V157H177ZM184 158H185V157H184ZM187 158L189 159V155H188ZM193 158H195V156H194ZM193 158H192L191 161H194ZM209 158H210V157H209ZM209 158H208V159H209ZM147 159H146V160H147ZM152 159H153V158H152ZM152 159L149 158V160H151V161H152ZM161 159H162V158H161ZM173 159H174V158H173ZM181 159H182V158H181ZM185 159H186V158H185ZM190 159H191V158H190ZM196 159H197V158H196ZM212 159H213V158H212ZM146 160H145V161H146ZM149 160H147V161L149 162ZM163 160L165 161V157L163 158ZM168 160H169V159H168ZM209 160H210V159H209ZM5 161H6V159H5ZM9 161H10V160H9ZM145 161H144V162H145ZM164 161H162V162H164ZM176 161H178V160H176ZM187 161L189 162L190 160H187ZM191 161H190V163H191ZM206 161H207V160H206ZM210 161H211V160H210ZM219 161H220V160H219ZM0 162H2V164H3V161H0ZM142 162H143V161H142ZM148 162H147V163H148ZM170 162H171V161H170ZM183 162H184V161H183ZM214 162H215V161H214ZM174 163H175V162H174ZM180 163H182V162H180ZM184 163H185V162H184ZM192 163H193V162H192ZM207 163H209V162L207 161ZM212 163H213V162H212ZM212 163H211V164H212ZM216 163H217V161H216ZM136 164H137V163H136ZM143 164H144V163H143ZM166 164H169V163H166ZM166 164H165V165H166ZM176 164H177V162H176ZM187 164H189V163H187ZM4 165H5V164H4ZM139 165H140V162H139ZM181 165H182V164H181ZM183 165H184V164H183ZM185 165H186V164H185ZM185 165H184V166H185ZM205 165H206V163H205ZM212 165H213V164H212ZM1 166H2V165H1ZM149 166H150V165H149ZM149 166H148V167H149ZM166 166H167V165H166ZM172 166H173V165H172ZM174 166H177V165L174 164ZM174 166H173V167H174ZM184 166H183V167H184ZM193 166H194V164H193ZM214 166H215V165H214ZM140 167H141V166H139V168H137V170H140L141 168H143V165H142L141 168H140ZM185 167H188V166H185ZM207 167H208V166H207ZM26 168H27V167H26ZM191 168H192V166H191ZM191 168H190V169H191ZM208 168H209V167H208ZM208 168H207V169H208ZM210 168H212V167H210ZM213 168H214V167H213ZM213 168H212V169H213ZM216 168H217V167H216ZM145 169H146V168H145ZM151 169H152V168H151ZM151 169H150V170H151ZM171 169H173V168H171ZM179 169L182 170V168H179ZM179 169H178V170H179ZM193 169L195 170L196 168H193ZM205 169H206V168H205ZM205 169H204V170H205ZM214 169H215V168H214ZM27 170H28V169H27ZM141 170H143V169H141ZM175 170H177V169H175ZM175 170H174V171H175ZM181 170H180V171H181ZM196 170L198 171V168H197ZM215 170H216V169H215ZM219 170H220V172L222 171L221 169H219ZM223 170H224V169H223ZM28 171H29V170H28ZM145 171H146V170H145ZM147 171H148V170H147ZM159 171H160V170H158V172H159ZM169 171H170V170H169ZM185 171H186V168H185ZM189 171H190V170H189ZM191 171H192V170H191ZM208 171H209V169H208ZM141 172H143V171H141ZM152 172H153V173L155 172V171H154V167H153ZM206 172H207V171H206ZM222 172H223V171H222ZM224 172H225V171H224ZM26 173H27V171H26ZM28 173H29V172H28ZM139 173H140V171H139ZM144 173H145V172H144ZM156 173H157V172H156ZM169 173H170V172H169ZM175 173H177V172H174V174H175ZM187 173H189V172H187ZM193 173H195V172H193ZM196 173H197V172H196ZM9 174H10V173H9ZM9 174H8V175H9ZM11 174H12V173H11ZM11 174H10V175H11ZM142 174H143V173H142ZM159 174H160V173H159ZM163 174H164V172H163ZM165 174H166V173H165ZM167 174H168V173H167ZM203 174H204V173H203ZM223 174H224V173H223ZM0 175H1V174H0ZM5 175H7V174H5ZM5 175H4V176H5ZM10 175H9V176H10ZM171 175H172V173L170 174V176H171ZM180 175H181V174H180ZM190 175L192 176V173H191V174L189 173V176H190ZM201 175H202V174H201ZM147 176H148V175H147ZM147 176H145V179H146ZM157 176H158V175H157ZM160 176H161V175H160ZM160 176H159V177H160ZM170 176H169V178H170ZM174 176H176V175H174ZM183 176H184V175H183ZM187 176H188V175H187ZM12 177H13V175H12ZM12 177H10V178H12ZM148 177H149V176H148ZM151 177H152V176H151ZM164 177H165V176H164ZM184 177H186V175H185ZM13 178H14V177H13ZM13 178H12V179H13ZM21 178H22V177H21ZM171 178H172V176H171ZM174 178H175V177H174ZM177 178H178V176H177ZM205 178H206V176H205ZM25 179H26V178H25ZM27 179H29V178H27ZM147 179H148V178H147ZM172 179H173V178H172ZM179 179H180V178H179ZM183 179H185V178H183ZM190 179H191V178H190ZM200 179L202 180V178H200ZM7 180H10V179H7ZM23 180H24V177H23ZM181 180H182V179H181ZM181 180H180V181H177V182H178V184H179L180 189H183V188H181V187L183 186L184 183L181 185V184H180V183H182ZM186 180L188 181V177L186 178ZM186 180H185V181H186ZM195 180H196V179H195ZM201 180H200V183H201ZM203 180H205V179H203ZM3 181H4V180H3ZM3 181L1 180V182H3ZM10 181H11V180H10ZM10 181H9V183H11V182L14 181V180H12L11 182H10ZM30 181H31V180H30ZM166 181H169V180L167 179ZM171 181L173 182V180H171ZM192 181H194V180L192 179ZM196 181H197V180H196ZM20 182L23 183V181H20ZM179 182H180V183H179ZM190 182H191V181H190ZM205 182H206V181H205ZM9 183H8V184H9ZM24 183H25V182H24ZM24 183H23V184H24ZM165 183H166V182H165ZM165 183H164V184H165ZM168 183H169V182H168ZM168 183H167V184H168ZM193 183H194V182H193ZM195 184H196V182H195ZM201 184H202V183H201ZM206 184H207V182H206ZM206 184H204V185H206ZM25 185H26V184H25ZM25 185H23V187H24ZM146 185H148V184H146ZM146 185H145V187H146ZM160 185L163 186V184H161V183H160ZM160 185H157L156 187H158V186H160ZM176 185H177V183H176ZM176 185H175V187H176ZM180 185H181V186H180ZM197 185H198V184H197ZM197 185H196V187H198ZM202 185H203V184H202ZM21 186H22V185H21ZM167 186H169V185H167ZM188 186H189V182H188ZM199 186H200V185H199ZM29 187H31V185H30ZM169 187H170V186H169ZM183 187H184V186H183ZM206 187H207V186H206ZM206 187H205V189H207ZM21 188H22V187H21ZM186 188H187V187H186ZM186 188H185V189H186ZM188 188H189V187H188ZM201 188H202V187H200V189H201ZM10 189H13V188L11 187ZM154 189H155V188H154ZM190 189H191V188H190ZM194 189H195V187H194ZM198 189H199V188H198ZM3 190H4V189H3ZM3 190H0V192L3 191ZM13 190H14V189H13ZM13 190H11V191H13ZM18 190H20V189H18ZM156 190H157V189H156ZM169 190H171V189H169ZM169 190H168V191H169ZM173 190H174V189H173ZM187 190H189V189H187ZM208 190H209V189H208ZM4 191H6V190H4ZM24 191H25V190H24ZM158 191H159V190H158ZM161 191H162V190H161ZM164 191H165V188H164ZM166 191H167V190H166ZM178 191H179V190H177V192H178ZM195 191H196V190H195ZM201 191H202V190H201ZM206 191H207V190H205V192H206ZM9 192H10V191H9ZM20 192H21V190H20ZM162 192H163V191H162ZM162 192H161L160 194L163 195L164 193H162ZM171 192H172V191H170V193H171ZM177 192H176V195H177ZM183 192H184V191H183ZM183 192L181 191V192H179V193H183ZM189 192H190V190H189ZM197 192H198V191H197ZM197 192H195V193H197ZM203 192H204V191H203ZM208 192H209V191H208ZM208 192H207V193H208ZM10 193H11V192H10ZM157 193H158V192H157ZM157 193H155V195H156ZM191 193L194 195L193 192H191ZM201 193H202V192H201ZM201 193H200V194H201ZM17 194H18V193H17ZM158 194H159V193H158ZM160 194H159V195H160ZM168 194H169V193H168ZM172 194H173V193H172ZM187 194H188V192H187ZM187 194H186V196L189 195V194H188V195H187ZM0 195H1V193H0ZM2 195H3V194H2ZM165 195H167V194H165ZM170 195H171V194H170ZM170 195H169V196H170ZM174 195H175V194H174ZM202 195H203V193H202ZM157 196H158V195H157ZM157 196H156V197H157ZM160 196H161V195H160ZM163 196H164V195H163ZM180 196H181V194H180ZM191 196H192V195H191ZM191 196H190V197H191ZM199 196H201V195H199ZM204 196H205V195H204ZM206 196H207V195H206ZM152 197H153V196H152ZM165 197H166V196H165ZM165 197H164V198H165ZM171 197H172V195H171ZM171 197H170V198H171ZM190 197H189V199H190ZM208 197H209V196H208ZM208 197H207V198H208ZM5 198H6V197H5ZM154 198H155V197H154ZM161 198H163V197H161ZM170 198H169V199H170ZM185 198H186V197H185ZM185 198H184V199H185ZM187 198H188V197H187ZM191 198H194V197H191ZM195 198H196V197H195ZM202 198H204V197H202ZM7 199H8V198H7ZM7 199H6V200H7ZM106 199H107V198L105 197V200H106ZM110 199H111V198H110ZM171 199H172V198H171ZM189 199H188V201H189ZM198 199H199V201L202 200V199H200V198H198ZM102 200H104V199H102ZM105 200H104V201H105ZM179 200H181V199H179ZM179 200H178V202H179ZM193 200H195V199H193ZM193 200H192V202H190V205H188L187 208H188L189 206L193 205V204H191V203H194ZM206 200H207V199H206ZM206 200H205V201H206ZM210 200H212V199H210ZM27 201H28V200H27ZM165 201H166V200H165ZM190 201H191V200H190ZM203 201H204V199L201 201L202 204H203ZM215 201H216V200H215ZM5 202H6V201H5ZM102 202H103V201H102ZM106 202H107V201H106ZM155 202H156V201H155ZM181 202H186V200L181 201ZM208 202H209V201H208ZM212 202H214V200H213ZM7 203H8V202H7ZM7 203H5V205H6ZM27 203H28V202H27ZM112 203H113V205L116 204V203H114V201H113ZM153 203H154V202H153ZM156 203H157V202H156ZM156 203H155V204H156ZM161 203H162V202H161ZM187 203H188V202H187ZM214 203H215V202H214ZM214 203H212V204H213V205H212L211 202H210V204H211L210 206H214ZM3 204H4V203H3ZM11 204H12V203H11ZM28 204H29V203H28ZM105 204H106V203H105ZM108 204H109V202H108ZM162 204H163V203H162ZM166 204H167V202H166ZM182 204H183V203H182ZM196 204H197V203H196ZM208 204H209V203H208ZM208 204H206V205H208ZM215 204H216V203H215ZM5 205H4V206H5ZM19 205H20V204H19ZM66 205L70 206V204H66ZM119 205H120V204H119ZM119 205H117V206H119ZM151 205L154 206V204H151ZM183 205H184V204H183ZM194 205H195V203H194ZM197 205H198V204H197ZM204 205H205V204H203L202 206H204ZM206 205H205V206H206ZM216 205H217V204H216ZM216 205H215V206H216ZM68 206H67V207H68ZM73 206H74V205H73ZM75 206H76V205H75ZM102 206H103V205H102ZM111 206H112V205H111ZM111 206H110V207H111ZM145 206H146V205H145ZM156 206H157L160 210H162V208H160V205L157 204V205H155V207H156ZM164 206H165V205H164ZM166 206H167V205H166ZM198 206H199V205H198ZM200 206H201V205H200ZM202 206H201V207H202ZM208 206H209V205H208ZM237 206H238V205H237ZM1 207H3V206H1ZM1 207H0V208H1ZM13 207H14V206H13ZM67 207H66V209L69 210V209H68L69 207H68V208H67ZM104 207H105V206H104ZM108 207H109V205H108ZM108 207H107V208H108ZM121 207H122V206H121ZM124 207H125V206H124ZM126 207H127V206H126ZM126 207H125V208H126ZM147 207H148V206H147ZM147 207H145V208H147ZM157 207H156V209H155V208H154V209L157 210ZM183 207H184V206H183ZM191 207H194V206H191ZM195 207H196V205H195ZM6 208H7V207H6ZM76 208H77V207H76ZM102 208H103V207H102ZM107 208H105V209L107 210ZM114 208H115V206L113 207V210H114ZM119 208H120V207H119ZM149 208H150V206H149ZM149 208H148V209H149ZM177 208H178V207H177ZM179 208H180V207H179ZM179 208H178V209H179ZM209 208H210V207H209ZM2 209H3V208H2ZM8 209H9V203H8V208H7V210H8ZM66 209H65V210H66ZM72 209H73V208H72ZM72 209H71V210H72ZM109 209H110V208H109ZM109 209L107 210V212L109 211ZM180 209H181V208H180ZM180 209H179V210H180ZM189 209H191V208L189 207ZM189 209H188V210H189ZM204 209H205V208H204ZM204 209H203V210H204ZM211 209H213V207H212ZM215 209H216V207H215ZM71 210H70V211H71ZM118 210H119V209H117L116 211H118ZM121 210H122V209H121ZM144 210H145V209H144ZM149 210H151V209H149ZM152 210H153V208H152ZM155 210H154V211H155ZM175 210H176V209H175ZM197 210H198V209H197ZM197 210H196V211H197ZM206 210H207V208H206ZM8 211H10V210H8ZM16 211H18V209H17ZM31 211H32V210H31ZM31 211H30V213H31ZM125 211H126V209H125ZM125 211H124V212H125ZM129 211H130V210H129ZM145 211H146V210H145ZM162 211H163V210H162ZM194 211H195V209H194ZM204 211H205V210H204ZM1 212H2V211H1ZM26 212H27V210H26ZM33 212H34V210H33ZM33 212H32V214H33ZM35 212H36V211H35ZM66 212H67V211H66ZM74 212H75V210L72 211V213H73V214H72V217H74L73 215L76 214V213L74 214ZM77 212H78V210H77ZM111 212H113V211L111 210ZM130 212H132V211H130ZM188 212H189V211H188ZM208 212H209V211H208ZM211 212H212V211H211ZM5 213H6V212H5ZM5 213H4V214H5ZM7 213L10 214V212H7ZM37 213H38V212H37ZM39 213H41V212H39ZM69 213H70V212H69ZM108 213H109L108 215H110V212H108ZM116 213H117V212H116ZM116 213H115V214H116ZM118 213H120V212H118ZM118 213H117V215H118ZM122 213H123V211H122ZM122 213H120V216H122ZM125 213H126V214H129L128 219H130L129 217L132 216V215H133L132 213H135V212L133 211V212L131 213L132 215H130V213H127V212H125ZM136 213H137V212H136ZM143 213H144V212L142 211V214H143ZM146 213H147V211H146ZM148 213H149V211H148ZM148 213L146 214L147 216H148ZM158 213H161V212H158ZM183 213H184V212H183ZM199 213H200V212H199ZM199 213H195V214H199ZM205 213H206V211H205ZM2 214H3V213H2ZM17 214H18V216H19V213H17ZM17 214H16V212H15V215H17ZM123 214H124V213H123ZM144 214H145V213H144ZM149 214H151V212H150ZM152 214H153V213H152ZM191 214H193V213H191ZM201 214H202V213H201ZM203 214H204V213H203ZM35 215H36V214H35ZM76 215H77V214H76ZM108 215H107V216H108ZM193 215H194V214H193ZM204 215L206 216V214H204ZM209 215H210V214H209ZM214 215H215V214H214ZM1 216H2V215H1ZM41 216H42V214H41L39 217H41ZM44 216H45V215H44ZM44 216H43L42 218H44ZM46 216H47V214H46ZM70 216H71V214H70ZM111 216H112V214H111ZM113 216H114V215H113ZM120 216H119V217H120ZM126 216H127V215H126ZM126 216H125V217H126ZM147 216H146V217H147ZM149 216H150V215H149ZM195 216H196V215H195ZM197 216H198V215H197ZM201 216H203V215H201ZM201 216H198V218H200ZM207 216H208V215H207ZM2 217H3V216H2ZM32 217H34V216L32 215ZM105 217H106V216H105ZM114 217L116 218V215H115ZM138 217H140V216H138ZM138 217H137V218H138ZM150 217H151V216H150ZM6 218H7V216H6ZM16 218H17V217H16ZM34 218H35V217H34ZM34 218H33V219H34ZM42 218H41V219H42ZM106 218H108V217H106ZM106 218H105V221H107ZM131 218L133 219V216H132ZM137 218H136V220H137ZM144 218H145V217H144ZM152 218H153V217H152ZM152 218H149V220H152ZM198 218H194V219H198ZM202 218H203V221H204V217H202ZM205 218H206L205 220L207 221V220H208V219H207L208 217H205ZM18 219H19V218H18ZM69 219H70V218H69ZM72 219H73V218H72ZM120 219L123 220V217L120 218ZM120 219H119V220H120ZM126 219H127V217H126ZM128 219H127V220H128ZM134 219H135V217H134ZM139 219H140V218H139ZM139 219H138V220H139ZM1 220L4 221L3 218H1ZM1 220H0V223H1ZM108 220H109V219H108ZM122 220L119 221V222H122ZM138 220H137V223L139 222ZM143 220H144V219H143ZM145 220H146V219H145ZM145 220H144V221H145ZM147 220H148V219H147ZM5 221H6V219H5ZM13 221L16 222L17 219H15V220H13ZM13 221H12V222H13ZM18 221H19V220H18ZM20 221H21V220H20ZM114 221H116V219H115ZM123 221H124V220H123ZM125 221H126V220H125ZM134 221H135V220H134ZM141 221H142V220H141ZM209 221H210V219H209ZM101 222H102V221H101ZM119 222H118V223H119ZM204 222H205V221H204ZM207 222H208V221H207ZM4 223H5V222H4ZM13 223H14V222H13ZM67 223H68V222H67ZM126 223H127V222H126ZM131 223H133V221H132ZM205 223H206V222H205ZM1 224H2V223H1ZM1 224H0V225H1ZM5 224H6V223H5ZM8 224H10V223L8 222ZM14 224L17 225L16 223H14ZM68 224H69V223H68ZM68 224H67V225H68ZM85 224H86V223H85ZM101 224H103V223H101ZM120 224H122V223H120ZM139 224H140V223H139ZM142 224H143V223H142ZM178 224H179V226L181 227V225H180L179 222H178ZM178 224H176V225H178ZM206 224H207V223H206ZM206 224H205V225H206ZM12 225H13V224H12ZM86 225H87V224H86ZM86 225H85V226H86ZM99 225H100V222H99ZM124 225H125V224H124ZM128 225H129V224H128ZM137 225H138V224H137ZM190 225H191V224H190ZM192 225H193V223H192ZM194 225H195V224H194ZM5 226H6V225H5ZM17 226L20 227V224L17 225ZM118 226H120V225H118ZM118 226H117V227H118ZM122 226H123V225H122ZM135 226H136V224H135ZM138 226H139V225H138ZM138 226H136V227L138 228ZM179 226H178V228L181 229V231H182V228H180ZM183 226H184V225H183ZM3 227H4V225H3ZM8 227H9L10 230H11L10 225H9ZM13 227H15V226H13ZM83 227H84V225H83ZM86 227H87V226H86ZM100 227H101V226H100ZM117 227H116V228H117ZM125 227H127V226H124V228H125ZM128 227H129V226H128ZM130 227H133V225L130 226ZM191 227H192V226H191ZM16 228H17V227H16ZM67 228H69V227H67ZM122 228H123V227H122ZM122 228H121V229H122ZM176 228H177V227H176ZM192 228H193V227H192ZM2 229L4 230V228H2ZM5 229H6V228H5ZM88 229H89V228H88ZM132 229H133V228H132ZM0 230H1V228H0ZM7 230H9V229H7ZM15 230H16V229H15ZM17 230H18V229H17ZM17 230H16V231H17ZM31 230H33V229H31ZM82 230H83V228H82ZM85 230H86V229L84 228V231H85ZM130 230H131V229H130ZM134 230H135V229H134ZM136 230H137V229H136ZM138 230H139V229H138ZM177 230H178V229H177ZM183 230H184V229H183ZM13 231H14V230H13ZM13 231L11 232V233H12L11 236L13 235ZM114 231H115V230H113V233H114ZM121 231H122V230H121ZM131 231H133V230H131ZM186 231H188V229H187ZM1 232H2V231H1ZM8 232H9V231H8ZM8 232H6V233H8ZM23 232H24V231H23ZM23 232H22V233H23ZM25 232H26V229H25ZM32 232H33V231H32ZM87 232H88V231H87ZM116 232H118V230L115 231V233H116ZM119 232H120V229H119ZM122 232H123V231H122ZM129 232H130V231H129ZM176 232H177V231H176ZM182 232H183V231H182ZM184 232H185V231H184ZM6 233H5V234H6ZM15 233H16V232H15ZM22 233H21V234H22ZM26 233H27V232H26ZM29 233H30V232H29ZM115 233H114V234H115ZM130 233H131V232H130ZM178 233H179V232H178ZM200 233H201V232H200ZM202 233H203V232H202ZM9 234H10V233H9ZM32 234H34V233H32ZM83 234H84V232H83ZM114 234H113V235H114ZM15 235H16V234H15ZM15 235H14V236H15ZM19 235H20V234H19ZM178 235H180V234H178ZM23 236H24V234H23ZM27 236H29V234H28ZM31 236H32V235H31ZM49 236H51V235H49ZM49 236L47 235V238H49ZM201 236H202V235H201ZM12 237H13V236H12ZM20 237H22V235H21ZM33 237H34V236H33ZM33 237H29L30 239H24L25 237H22V239L26 241V240H31ZM38 237H39V236H38ZM44 237H45V236H44ZM51 237H52V236H51ZM51 237H50V238H51ZM10 238H11V237H9L8 239L10 240ZM18 238H19V237L17 236V239H15V240H19V239H20V238H19V239H18ZM110 238H111V237H110ZM199 238H200V237H199ZM51 239H52V238H51ZM93 239H94V238H93ZM202 239H203V238H202ZM9 240H8V242H9ZM40 240H41V239H40ZM45 240H46V239H45ZM47 240H49V239H47ZM110 240H111V239H109V241H110ZM10 241H12V239H11ZM19 241H21V240H19ZM19 241H18V242H19ZM50 241H51V240H49V242H50ZM112 241H113V240H112ZM6 242H7V241H6ZM12 242H14V240H13ZM18 242L15 241V243H18ZM28 242H29V241H28ZM110 242H111V241H110ZM198 242H202V241L200 240V241H198ZM2 243H4V242H2ZM15 243H14V244H15ZM23 243H24V241H23ZM23 243H22V244H23ZM45 243H46V242H45ZM0 244H1V243H0ZM9 244H10V242H9ZM18 244H19V243H18ZM18 244H16V245L18 246ZM25 244H26V243H24V244L22 245V247H23ZM108 244H109V242H108ZM108 244H107V241H106V245H108ZM116 244H117V243H116ZM116 244H115V245H116ZM152 244H153V243H152ZM3 245H5V244H3ZM6 245H7V244H6ZM11 245H13V244H11ZM16 245H14V246L16 247ZM104 245H105V243H104ZM112 245H114V243H113ZM14 246H13V247H14ZM19 246H20V245H19ZM110 246H111V245H109V247H110ZM3 247H4V246H3ZM13 247H12V250L15 249V248L13 249ZM111 247H112V246H111ZM115 247H116V246H115ZM115 247H114V248H115ZM20 248H21V247H20ZM20 248H19L18 250H20ZM24 248H25V247H24ZM104 248H105V247H104ZM1 249H2V248H1ZM9 249H10V248H9ZM108 249H109V248H108ZM148 249H149V247H148ZM151 249H152V248H151V246H150V250H151ZM3 250H5V249H3ZM10 250H11V249H10ZM7 251H8V250H7ZM7 251H6V252H7ZM109 251H111V250H109ZM0 252H1V250H0ZM9 252H10V251H9ZM15 252H16V251H15ZM19 252L21 253V250H20ZM22 252H23V251H22ZM26 252H27V251H25V254H26V255L24 254V255H23V256H24L23 258H25V256H27V253H26ZM154 252L157 253L156 250H155ZM208 252L210 253V251H208ZM20 253H19V254H20ZM36 253H37V252H36ZM39 253H40V251H39ZM156 253H155V254H156ZM204 253L206 254V252H204ZM211 253H212V252H211ZM1 254H3V252H2ZM12 254H13V252H12ZM15 254L18 255V258L20 257L19 254H17V253H15ZM15 254H14V255H15ZM153 254H154V253H153ZM213 254H214V252L212 253V255H213ZM14 255H13V257H14ZM36 255H37V254H36ZM41 255H43V254H41ZM67 255H68V254H67ZM161 255H162V253H161ZM203 255H204V254H202V256H203ZM206 255H207V254H206ZM33 256H35V255L33 254ZM45 256H48V254L45 255ZM45 256H44V257H45ZM158 256H159V254H158ZM209 256H210V255H209ZM11 257H12V255H11ZM36 257H37V256H36ZM39 257H40V256H39ZM71 257H72V256H71ZM75 257H76V256H75ZM160 257H161V256H160ZM176 257H177V256H176ZM203 257H204V256H203ZM3 258H4V256H3ZM21 258H22V257H21ZM31 258H32V257H31ZM33 258H34V257H33ZM41 258H42V257H41ZM45 258H47V257H45ZM56 258H57V257H56ZM64 258H65V262H67L66 257H64ZM67 258H69V257H67ZM78 258H79V257H78ZM155 258H157V257L154 256V259H155ZM201 258H202V257H201ZM210 258H211V257H210ZM14 259H15V258H14ZM37 259H38V258H37ZM37 259H36V260H37ZM49 259H50V257L47 258V259L45 260V262H42V263L49 264V263H50V262H49ZM54 259H55V257H54ZM75 259H76V258H75ZM121 259H122V258H121ZM152 259H153V256H152ZM154 259H153L152 261H154ZM160 259H162V257H161ZM163 259H164V258H163ZM163 259H162V260H163ZM203 259H204V258H202V261H203ZM18 260H19V259H18ZM23 260H24V259H23ZM33 260H34V259H33ZM42 260H43V259H42ZM42 260H40V261H42ZM58 260H59V258H58ZM58 260H57V261H58ZM61 260H62V263H64V262H63V259H61ZM69 260H70V259H69ZM69 260H68V261H69ZM205 260L207 261V257H206ZM208 260H209V259H208ZM251 260H252V259H251ZM0 261H3V259L1 258ZM4 261H5V259H4ZM4 261H3V262H4ZM12 261H13V258H12ZM28 261H29V259H28ZM50 261H51V260H50ZM73 261H74V259H73ZM152 261H151V262H152ZM160 261H161V260H159V262H160ZM202 261H201V262H202ZM3 262H2V263H3ZM18 262H19V261H18ZM26 262H27V258H26ZM36 262H37V261H36ZM71 262H72V261H71ZM77 262H79V261H77ZM120 262H121V261H120ZM120 262H119V264L124 263V262H122V263H120ZM155 262H157V261H155ZM204 262H205V261H204ZM12 263L15 264V261L12 262ZM16 263H17V262H16ZM22 263H23V262H22ZM34 263H35V262H34ZM42 263H41V264H42ZM51 263H52V262H51ZM55 263H56V262H55ZM58 263H59V262H57V264H58ZM73 263H74V262H73ZM0 264H1V263H0ZM28 264H31V263H28ZM53 264H54V263H53ZM59 264H61V261H60ZM66 264H68V263H66ZM69 264H71V263L69 262ZM78 264H79V263H78ZM81 264H83V263H81ZM101 264H102V263H101ZM151 264H152V263H151ZM153 264H154V262H153ZM156 264H158V263H156ZM202 264H203V263H202Z\"/></svg>",
	"mask_w": 264,
	"mask_h": 264
}]
</instances>
